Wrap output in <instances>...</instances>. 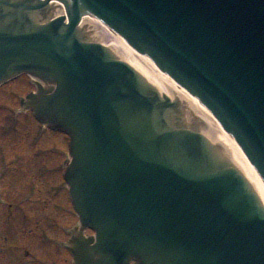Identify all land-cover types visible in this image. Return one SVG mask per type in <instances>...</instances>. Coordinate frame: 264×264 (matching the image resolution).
<instances>
[{
  "label": "water",
  "instance_id": "95a60500",
  "mask_svg": "<svg viewBox=\"0 0 264 264\" xmlns=\"http://www.w3.org/2000/svg\"><path fill=\"white\" fill-rule=\"evenodd\" d=\"M22 73L71 137L79 264H264V0H0Z\"/></svg>",
  "mask_w": 264,
  "mask_h": 264
},
{
  "label": "rangeland",
  "instance_id": "374dc122",
  "mask_svg": "<svg viewBox=\"0 0 264 264\" xmlns=\"http://www.w3.org/2000/svg\"><path fill=\"white\" fill-rule=\"evenodd\" d=\"M34 89L28 76L0 88V264H73L66 249L56 255L47 241L53 233L67 240L63 227L78 225L59 167L69 159L68 138L43 129L21 106Z\"/></svg>",
  "mask_w": 264,
  "mask_h": 264
},
{
  "label": "flooded vegetation",
  "instance_id": "af4514ba",
  "mask_svg": "<svg viewBox=\"0 0 264 264\" xmlns=\"http://www.w3.org/2000/svg\"><path fill=\"white\" fill-rule=\"evenodd\" d=\"M64 163H65V161L63 160V161H61V165L59 166V167H61L62 169L64 168ZM63 186V185H62ZM61 186V187H62ZM64 187V186H63ZM65 188V187H64ZM65 191H66V189H65ZM67 192V191H66ZM3 203H5L4 202V200L2 199L1 200V202H0V204H3ZM9 210L12 212V208H11V206H9ZM73 212V211H72ZM74 213V212H73ZM11 214V213H10ZM75 214V213H74ZM54 234V236H51L50 238H47L48 240L47 241H52L53 242V244L57 247V252L58 253H56V255H59V253L61 254V252H60V250H63V239L62 238H57V234L56 233H53ZM68 234H70L69 233V231H68V229L67 228H65V227H63V231H62V234L60 233V235L62 236V235H65V236H67ZM41 237V236H40ZM5 240L6 241H9L10 240V238H8V237H6L5 238ZM45 241V240H44ZM49 243V242H48ZM55 264V263H54Z\"/></svg>",
  "mask_w": 264,
  "mask_h": 264
},
{
  "label": "bare ground",
  "instance_id": "6f19581e",
  "mask_svg": "<svg viewBox=\"0 0 264 264\" xmlns=\"http://www.w3.org/2000/svg\"><path fill=\"white\" fill-rule=\"evenodd\" d=\"M77 229V228H76Z\"/></svg>",
  "mask_w": 264,
  "mask_h": 264
}]
</instances>
